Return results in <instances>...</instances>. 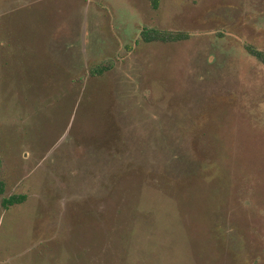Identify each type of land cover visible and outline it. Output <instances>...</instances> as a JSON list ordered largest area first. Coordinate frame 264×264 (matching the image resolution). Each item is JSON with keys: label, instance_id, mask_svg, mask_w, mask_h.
<instances>
[{"label": "rangeland", "instance_id": "374dc122", "mask_svg": "<svg viewBox=\"0 0 264 264\" xmlns=\"http://www.w3.org/2000/svg\"><path fill=\"white\" fill-rule=\"evenodd\" d=\"M249 44L264 0H0V264H264Z\"/></svg>", "mask_w": 264, "mask_h": 264}, {"label": "trees", "instance_id": "16d2710c", "mask_svg": "<svg viewBox=\"0 0 264 264\" xmlns=\"http://www.w3.org/2000/svg\"><path fill=\"white\" fill-rule=\"evenodd\" d=\"M153 6L155 9L159 8V0H153ZM191 35L186 32L180 31H170V30H159L156 28L145 27L141 30L140 40L138 43L142 42L145 44L152 43H166L174 44L179 42L188 41ZM248 54L256 59L260 64L264 66V51L256 48L253 45H246L245 47ZM113 68V63H102L101 65L95 67L91 71L93 77L103 76L107 72L111 71ZM2 168V160L0 158V173ZM6 192V184L1 180L0 177V196H3ZM26 195H14L8 198H3L2 206L4 209H10L13 206L24 204L27 201Z\"/></svg>", "mask_w": 264, "mask_h": 264}]
</instances>
